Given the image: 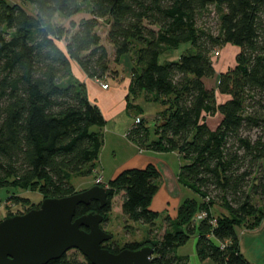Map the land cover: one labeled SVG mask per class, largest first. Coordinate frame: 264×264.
Returning a JSON list of instances; mask_svg holds the SVG:
<instances>
[{
    "label": "trees",
    "instance_id": "16d2710c",
    "mask_svg": "<svg viewBox=\"0 0 264 264\" xmlns=\"http://www.w3.org/2000/svg\"><path fill=\"white\" fill-rule=\"evenodd\" d=\"M25 3L34 11L0 0V188L37 191L44 198L76 194L71 179L95 171L106 119L72 64L101 82L116 80L127 57V113L143 114L134 104L141 95L161 106L152 127L140 118L127 139L139 150L178 153L186 164L177 181L199 198L183 201L169 229L148 244L154 249L151 264H186L176 250L196 232L200 261L251 264L240 252L235 228L254 219L253 229L264 217V0ZM57 17L66 23H56ZM101 21L107 44L98 33ZM181 45L190 48L177 61L159 63ZM225 45L238 48L235 64L219 74L216 88H206L205 80L215 74L212 54ZM160 177L153 163L122 169L107 183L106 204H80L74 219L107 216L117 198L127 220L152 225L159 217L151 204ZM215 204L225 213L214 216ZM200 210L205 218L197 221ZM102 248L119 252L107 243ZM46 264L91 263L70 250Z\"/></svg>",
    "mask_w": 264,
    "mask_h": 264
},
{
    "label": "rangeland",
    "instance_id": "374dc122",
    "mask_svg": "<svg viewBox=\"0 0 264 264\" xmlns=\"http://www.w3.org/2000/svg\"><path fill=\"white\" fill-rule=\"evenodd\" d=\"M20 2L26 7L28 11H34L33 6L25 3V0H20ZM56 23L65 24L66 21L63 18L57 17ZM98 33L105 41L106 26L102 21L100 22V25L98 27ZM189 48V45H181L178 49L167 51L166 53L161 55L158 61L160 64L166 61H177L180 55L186 52V50H188ZM215 51H218L219 53L218 56L212 54V63L215 74L212 78L205 80V86L209 89L216 88L219 74L226 71L228 68H231L235 64V56L238 53V48L231 45H225L223 47L215 48ZM122 64L124 66L123 72L121 73L123 77L121 79L123 80L121 81H125L130 76V61L127 57L122 58ZM106 83L113 85L114 82H112V80H108ZM134 104L141 108L143 113L142 117L146 119L147 125L149 127H152L154 125L155 115L157 114V111L161 109V106L155 102H148L147 100H145L143 95L135 100ZM126 113L124 112L118 115L119 117L117 121H119L120 123L117 126L122 125V122H124L125 124H136L137 118H142L141 116H136L135 114L126 116ZM218 121V117L216 119H210L208 122L209 127L214 128ZM140 122L141 119L139 123ZM109 126L110 124L108 125V128ZM103 135L104 143L100 149L98 160L95 163L98 170L95 169V171L88 177H73L71 179V184L75 189V193L83 192L93 186H101L107 190V183L111 179L113 170L117 167L124 166L132 157L129 154L137 152L135 150L133 151V149L129 147V143L123 137H118L116 140H114L112 135L109 133L105 132L103 133ZM149 153H146V155L149 154L148 156L160 160L157 163L155 162L157 164L156 167L159 171H164V173L166 174H169V171L170 173L176 174L180 166L186 164L182 157L176 152L157 153L149 151ZM100 160L104 168L103 171L98 165ZM161 179L162 178L160 177V182L158 181L159 192L163 187V182ZM177 184H175V189L173 187L171 188V192L174 196V203L164 205L161 210L158 211L159 217L152 225H145L139 222H132L127 220L122 215L120 206H117L116 198L115 202H113L114 208L109 214H107V216H103L104 220L100 225V228L105 233L111 235V239L105 243H107L108 246H116L120 252L124 249H128V245L132 243H137L140 247H143L160 239L163 232L166 229H169V227L171 226L170 224H172L176 219L177 211L183 201L189 199L199 201V198L196 194H194L189 189L184 188L181 184L178 183V181ZM11 197L25 198L27 199V203L16 201L14 202L13 200L9 201V198L11 199ZM43 199L45 198L42 197L41 194L37 191L21 190L19 188L13 187L9 189L0 188V222L5 220L6 218L25 214L32 209H38ZM153 208L156 209V206L153 205ZM211 211L216 217L225 213L222 207L218 204H215L211 208ZM202 213L204 212L201 210L195 212L194 219L197 220L198 217L202 215ZM166 217H168L169 219L165 220ZM170 221L171 223H169ZM197 221H194L193 223V225L195 224V228L198 224ZM253 221L254 219H250L247 223L243 224L244 228H235L238 237V245L241 254L248 262H250L251 264H264V217L261 219L258 225L256 224L257 226L251 229L250 226L251 224H253ZM183 229L185 230V227H183ZM196 242L197 232L194 233V235L190 236L188 242L185 245L178 247V249L176 250V254L180 257H185L186 264H212L209 259L204 261L199 260L195 250Z\"/></svg>",
    "mask_w": 264,
    "mask_h": 264
},
{
    "label": "water",
    "instance_id": "95a60500",
    "mask_svg": "<svg viewBox=\"0 0 264 264\" xmlns=\"http://www.w3.org/2000/svg\"><path fill=\"white\" fill-rule=\"evenodd\" d=\"M106 189L93 186L62 198H45L38 209L0 222V264H46L76 250L91 264H151L148 245L116 254L102 248L111 239L100 225L103 215L87 213L74 219L76 207L94 201L106 204Z\"/></svg>",
    "mask_w": 264,
    "mask_h": 264
},
{
    "label": "crops",
    "instance_id": "0c3cea01",
    "mask_svg": "<svg viewBox=\"0 0 264 264\" xmlns=\"http://www.w3.org/2000/svg\"><path fill=\"white\" fill-rule=\"evenodd\" d=\"M7 1L12 4H21L20 0H7ZM123 66L124 65L122 64L121 66L122 70H123ZM72 73L77 80H79L81 83L85 85L88 99L101 110L104 118L106 119V125L103 128V133L106 132L111 134L114 140H116L118 137L121 138L123 137L129 143V147L132 148L133 151L134 150L137 151L136 153L133 152L129 154L132 157L127 161V163L124 166L117 167L113 170V173L111 174V179L122 169L143 168L148 163H153L154 165L157 166L156 163L160 161L159 159H155L152 158L151 156H148L149 154L152 153H149V151L139 150L134 143H132L127 139L126 133L130 129L133 123L125 124L124 122H122V125L117 126L120 123L119 121H117L119 117L118 115L127 112L125 98L126 95L128 94L130 76L125 81H121L123 80L121 79L123 77L122 74H120L116 80H112V82H114L113 85L106 83L110 79L98 82L97 80L88 78L84 74V72L80 69V67L75 63L72 64ZM100 84H107L108 88L102 89ZM128 115L130 114L126 113V116ZM140 116L142 117V114ZM109 124L110 126L108 128ZM146 153L149 154L146 155ZM98 165L103 171L104 168L101 160ZM96 170H98L97 167ZM178 172L174 174V173H170L169 171V174H166L164 173V171H160L163 187L161 188L160 192L158 190V192L153 198L151 205L152 210L158 212L159 210H161V208L164 205L174 203L173 202L174 196L171 192L172 191L171 188L173 187L175 189V184H177L176 180H177ZM153 205L156 206V209L153 208Z\"/></svg>",
    "mask_w": 264,
    "mask_h": 264
},
{
    "label": "built area",
    "instance_id": "2783aa9c",
    "mask_svg": "<svg viewBox=\"0 0 264 264\" xmlns=\"http://www.w3.org/2000/svg\"><path fill=\"white\" fill-rule=\"evenodd\" d=\"M214 55H215V56H218V55H219L218 51H215V52H214ZM100 85H101L102 89H107V85H106V84H104V85H103V84H100ZM139 121H140V118H137V120H136V124L139 123ZM204 218H205V213H202V215L199 216L197 220L200 221V220H202V219H204ZM211 223H212V224H215V220H212Z\"/></svg>",
    "mask_w": 264,
    "mask_h": 264
}]
</instances>
